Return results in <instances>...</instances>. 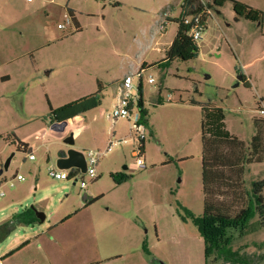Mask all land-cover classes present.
I'll list each match as a JSON object with an SVG mask.
<instances>
[{
	"label": "rangeland",
	"instance_id": "obj_1",
	"mask_svg": "<svg viewBox=\"0 0 264 264\" xmlns=\"http://www.w3.org/2000/svg\"><path fill=\"white\" fill-rule=\"evenodd\" d=\"M237 1L261 10V23L236 18L229 1L214 6L197 56L162 65L177 31L179 0H0V168L12 152L25 157L10 141L37 146L35 160L22 168L12 163L0 175L2 264H206L203 240L188 219L203 212L200 107L223 109L226 130L245 142L253 120L264 118V0ZM171 5L172 20L165 22ZM142 63L153 65L142 78L147 119L139 169L129 123L109 115L125 74ZM98 83L101 106L73 123L72 147L86 155L109 141L127 142L99 158L95 179L82 174L81 190L47 174L68 149L62 134H37L49 127L50 107L94 93ZM16 170L25 181L11 187ZM263 178L264 163L246 166L247 187ZM30 183L39 185L34 194ZM84 195L95 200L84 206ZM30 206L43 212L42 223H8ZM252 223L231 244L255 258L249 264H264V229Z\"/></svg>",
	"mask_w": 264,
	"mask_h": 264
},
{
	"label": "trees",
	"instance_id": "obj_2",
	"mask_svg": "<svg viewBox=\"0 0 264 264\" xmlns=\"http://www.w3.org/2000/svg\"><path fill=\"white\" fill-rule=\"evenodd\" d=\"M226 1L231 3L236 18L261 23V10L237 0H212L211 4L206 2V5L212 9L214 6H222ZM194 2V0L187 1L186 5L190 7V11L197 12L198 4ZM173 21L177 25V31L169 47L164 50V58L160 62L162 65H167L173 60L194 59L198 54L197 42L185 32L187 27L179 18ZM151 65L153 63L150 65L142 63L141 66L147 69ZM137 91V108L140 120L145 125L147 111L144 108L142 81H139ZM100 93L101 85L98 83L96 92L55 109L50 107V122H60L77 115L82 116L85 112L100 107ZM200 109L203 212L200 216L189 214L188 219L203 240L206 264H249L254 262L255 258H251L243 251L244 246L234 249L231 243L235 236L245 233L253 224V219L261 229H264V178L251 182L249 187L245 182L246 166L251 163H264V118L253 120L254 134L248 142H245L226 130L223 109L210 103L201 105ZM144 142L145 139L141 141L143 155ZM10 143L16 145L17 151L29 150L27 143L21 141L16 143L10 141ZM62 154L64 153L60 155ZM111 177L116 183L118 182L115 177L112 175ZM83 199L84 206L95 200L86 195ZM11 222L29 225L38 220L30 207H24L13 214L8 223ZM27 243L28 241H25L19 247Z\"/></svg>",
	"mask_w": 264,
	"mask_h": 264
},
{
	"label": "built area",
	"instance_id": "obj_3",
	"mask_svg": "<svg viewBox=\"0 0 264 264\" xmlns=\"http://www.w3.org/2000/svg\"><path fill=\"white\" fill-rule=\"evenodd\" d=\"M29 1V0H27ZM187 1L193 0H179L178 10H179V19L181 23L187 27L185 31L195 42H198L202 35L204 34L207 23L209 20L213 19L214 12L211 8H208L206 2L203 0H194V3L198 4L199 10L197 12L190 11V7L186 5ZM197 6V5H196ZM182 14V15H181ZM181 15V16H180ZM162 18L165 22L170 21L171 18V8H167L166 11L163 12ZM165 22L158 23L157 30L162 32L165 27ZM146 71L142 66H140L135 71H130L125 74L123 80L119 84L118 94H117V103L114 106V110L109 118L112 122L116 121L119 118H124L129 123V137L133 139L135 142V148L132 151V156L135 159L134 168H143L144 167V155L141 151V141L145 139V126L140 120V114L137 108L138 102V91L136 89V94L132 93L134 89L133 79L137 77L139 81H142L143 73ZM138 81V83H139ZM147 82L149 84L154 83V79L148 75ZM138 87V86H137ZM170 96H168V99ZM260 113H263L262 109H258ZM78 126H74V124L67 125L65 130L61 132V138L67 136L68 134L72 135V138H76L77 136ZM47 135L46 131H41L37 134V139H43ZM127 142L126 139H122L119 141H109L104 150L94 151L88 150L85 158L87 163V169L85 174H87L90 178L95 179L97 177L95 172V166L101 156L106 154L111 150V148L117 144ZM36 149V144L33 143L29 145V150L25 153V157L16 158L15 154L13 155L10 164H15L19 168L24 167L25 160H35L34 150ZM48 160V156L46 157ZM28 170V169H27ZM47 174L49 177L56 180H72L73 184L79 183L80 189L83 190L86 187L85 181L82 179V174L78 169L72 168L69 170H61L56 168V166H48ZM15 181H24V176L18 171L14 174L12 180H10L9 185L11 187L14 186ZM34 189V186H32ZM4 196V192L0 191V198ZM0 264L1 258H0Z\"/></svg>",
	"mask_w": 264,
	"mask_h": 264
},
{
	"label": "water",
	"instance_id": "obj_4",
	"mask_svg": "<svg viewBox=\"0 0 264 264\" xmlns=\"http://www.w3.org/2000/svg\"><path fill=\"white\" fill-rule=\"evenodd\" d=\"M218 13V12H216ZM238 79L241 78L238 76ZM80 120V115L74 116L72 118H68L66 120L60 122H53L52 129L57 132H63L67 125L76 123ZM64 144L68 146V149L64 152V154L59 155V157L55 161V166L61 170H69L72 168L78 169L81 173H85L87 169V163L85 155L74 149L72 146L74 144V139L72 138L71 134H68L64 138H62ZM15 153L12 152L4 161L2 167L0 168V175L8 170L10 165L11 159ZM126 168V167H124ZM33 210L35 217L38 220V223H42L44 221V214L42 211L37 210L35 207L30 206Z\"/></svg>",
	"mask_w": 264,
	"mask_h": 264
},
{
	"label": "crops",
	"instance_id": "obj_5",
	"mask_svg": "<svg viewBox=\"0 0 264 264\" xmlns=\"http://www.w3.org/2000/svg\"><path fill=\"white\" fill-rule=\"evenodd\" d=\"M204 1V0H203ZM178 4H179V2H177L176 3V8L178 9ZM167 8H171L172 9V5L171 6H167ZM170 20H172V18H170ZM82 120V116H80V120L78 121V122H80ZM42 131H46L47 132V135H57V136H59V134L61 133V132H56L55 130H53L52 129V123L51 122H49V127L47 128V129H44V130H42ZM34 142H32V143H30L29 145H31V144H33ZM37 147V146H36ZM48 160H49V157H48ZM19 170H16L15 171V173L16 172H18ZM28 173H30V169H28V171H27ZM13 178V177H12ZM37 179L39 180L40 178H38L37 177ZM25 181V180H24ZM20 182V181H19ZM23 182V181H22ZM32 186H34V189L32 188ZM39 189V185L37 184V183H30V185H29V191L31 192V193H35L37 190ZM83 202H84V199H83ZM37 210H39V211H41L40 209H38V208H36ZM16 212H18V211H16ZM15 212V213H16ZM70 214L69 213H67L66 215H65V217L63 218V219H60L59 221H62V220H64L65 218H67L68 216H69ZM35 224H38V222H36V223H32V224H29V225H31L32 227H33V225H35ZM25 242V241H24ZM22 244V243H21ZM20 244V245H21ZM19 245V246H20ZM23 247V246H22ZM19 248H21V247H19ZM11 252V251H10ZM9 252V253H10Z\"/></svg>",
	"mask_w": 264,
	"mask_h": 264
},
{
	"label": "flooded vegetation",
	"instance_id": "obj_6",
	"mask_svg": "<svg viewBox=\"0 0 264 264\" xmlns=\"http://www.w3.org/2000/svg\"><path fill=\"white\" fill-rule=\"evenodd\" d=\"M238 76L241 78L240 80H243L244 79V77L241 74H238Z\"/></svg>",
	"mask_w": 264,
	"mask_h": 264
}]
</instances>
